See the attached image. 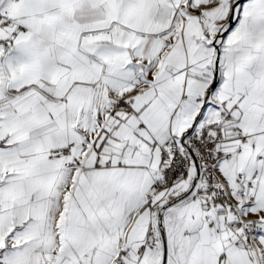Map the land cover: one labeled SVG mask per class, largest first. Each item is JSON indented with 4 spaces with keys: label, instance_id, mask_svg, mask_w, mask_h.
Wrapping results in <instances>:
<instances>
[{
    "label": "snow or ice",
    "instance_id": "obj_1",
    "mask_svg": "<svg viewBox=\"0 0 264 264\" xmlns=\"http://www.w3.org/2000/svg\"><path fill=\"white\" fill-rule=\"evenodd\" d=\"M0 264H264V0H0Z\"/></svg>",
    "mask_w": 264,
    "mask_h": 264
}]
</instances>
